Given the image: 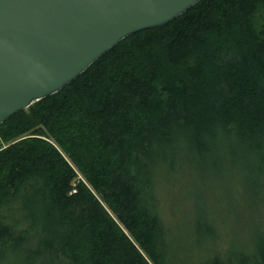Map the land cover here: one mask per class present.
Wrapping results in <instances>:
<instances>
[{"label": "trees", "instance_id": "obj_1", "mask_svg": "<svg viewBox=\"0 0 264 264\" xmlns=\"http://www.w3.org/2000/svg\"><path fill=\"white\" fill-rule=\"evenodd\" d=\"M0 138V261L264 264V240L180 259L158 195L179 156L264 160V0H200L125 37Z\"/></svg>", "mask_w": 264, "mask_h": 264}, {"label": "water", "instance_id": "obj_2", "mask_svg": "<svg viewBox=\"0 0 264 264\" xmlns=\"http://www.w3.org/2000/svg\"><path fill=\"white\" fill-rule=\"evenodd\" d=\"M200 0H0V124Z\"/></svg>", "mask_w": 264, "mask_h": 264}, {"label": "rangeland", "instance_id": "obj_3", "mask_svg": "<svg viewBox=\"0 0 264 264\" xmlns=\"http://www.w3.org/2000/svg\"><path fill=\"white\" fill-rule=\"evenodd\" d=\"M230 146L204 160L179 156L178 168L161 178L158 195L180 259L207 257L208 248L224 257L228 248L253 250L264 240V160L242 149L232 155ZM0 264L17 262L10 256Z\"/></svg>", "mask_w": 264, "mask_h": 264}, {"label": "built area", "instance_id": "obj_4", "mask_svg": "<svg viewBox=\"0 0 264 264\" xmlns=\"http://www.w3.org/2000/svg\"><path fill=\"white\" fill-rule=\"evenodd\" d=\"M10 144V142H5L4 140H2L0 138V150H2L3 148L7 147Z\"/></svg>", "mask_w": 264, "mask_h": 264}, {"label": "bare ground", "instance_id": "obj_5", "mask_svg": "<svg viewBox=\"0 0 264 264\" xmlns=\"http://www.w3.org/2000/svg\"><path fill=\"white\" fill-rule=\"evenodd\" d=\"M14 143V142H13Z\"/></svg>", "mask_w": 264, "mask_h": 264}]
</instances>
